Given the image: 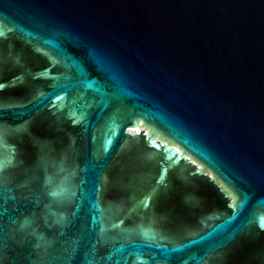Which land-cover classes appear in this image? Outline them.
<instances>
[{"label": "water", "instance_id": "1", "mask_svg": "<svg viewBox=\"0 0 264 264\" xmlns=\"http://www.w3.org/2000/svg\"><path fill=\"white\" fill-rule=\"evenodd\" d=\"M0 32V264H264V0H0Z\"/></svg>", "mask_w": 264, "mask_h": 264}, {"label": "flooded vegetation", "instance_id": "2", "mask_svg": "<svg viewBox=\"0 0 264 264\" xmlns=\"http://www.w3.org/2000/svg\"><path fill=\"white\" fill-rule=\"evenodd\" d=\"M30 91H27L24 86H18L15 88H5L0 92V100L14 102L23 100L29 97ZM18 147L23 149L35 150L38 146V140L35 135L31 137L22 136L21 141L18 142Z\"/></svg>", "mask_w": 264, "mask_h": 264}, {"label": "snow or ice", "instance_id": "3", "mask_svg": "<svg viewBox=\"0 0 264 264\" xmlns=\"http://www.w3.org/2000/svg\"><path fill=\"white\" fill-rule=\"evenodd\" d=\"M3 35V32H0V36ZM5 85L0 83V89L4 88ZM0 139H2V133H0ZM15 157L12 158H6L2 154H0V192L4 191V184L7 180V176L5 175V172L7 169L15 167L14 163ZM26 185H21L20 187H25ZM53 195H56L57 193L53 192ZM15 199V197H12ZM22 199H27V197H24L23 195L21 196ZM5 209L3 208V205L0 204V215L3 214ZM30 223V218L25 217L24 218V223L21 225V229H23L25 226H27Z\"/></svg>", "mask_w": 264, "mask_h": 264}]
</instances>
